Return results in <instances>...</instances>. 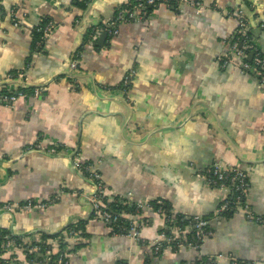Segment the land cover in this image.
Segmentation results:
<instances>
[{
    "label": "crops",
    "instance_id": "obj_1",
    "mask_svg": "<svg viewBox=\"0 0 264 264\" xmlns=\"http://www.w3.org/2000/svg\"><path fill=\"white\" fill-rule=\"evenodd\" d=\"M130 1L136 0H0V91L45 87L12 105L0 103V203L60 192L45 209L0 210V228L27 242L83 222L85 240L67 254L68 264H194L203 256L216 264H229L230 256L264 264V224L242 210L218 213L225 192L199 176L213 163L242 169L249 209L264 217V85L217 61L238 8L264 55V0H200L199 11L160 5L141 21L120 23L102 46L98 38L87 41L91 28ZM10 9H17L19 26ZM44 21L54 28L32 51L34 28ZM76 51L80 62L71 73ZM130 69L135 74L123 94ZM37 141L58 148H26ZM87 161L115 193L142 203L165 199L175 212L207 218L212 235L197 249L154 253L163 219L151 211L137 237L111 233L92 215L94 186L75 166Z\"/></svg>",
    "mask_w": 264,
    "mask_h": 264
},
{
    "label": "built area",
    "instance_id": "obj_2",
    "mask_svg": "<svg viewBox=\"0 0 264 264\" xmlns=\"http://www.w3.org/2000/svg\"><path fill=\"white\" fill-rule=\"evenodd\" d=\"M160 5H164L173 9H179L182 6L192 7L198 11L203 9V3L200 0H141L131 7H118L110 18L103 21L102 25H97L91 28V30L86 35L88 38L87 41H95L102 32H105L107 36H114L118 33L120 23L141 21L142 19L147 18L146 16L148 6L155 8ZM214 6L215 5H213V7ZM232 14H234L236 19V27L232 35H236V39L229 42L227 50L218 55L217 61L222 68L232 67L241 73H251L256 77L259 85H264V55L260 50L259 45L255 43L253 38L251 39V37H249L251 29L245 12L243 9L238 8L233 11ZM8 16L14 26H19L21 17L17 9H10L8 11ZM53 28L54 25L51 21H46L43 26H36L34 28L35 32L38 33L36 45H42L47 37H49ZM259 28L264 30V18L259 22ZM249 55L250 58H248ZM80 57L81 51H76L71 57L68 64V69L71 73L77 72ZM134 74L135 71L130 69L123 76L120 84L121 93L126 94L128 92ZM44 88L45 87L34 86L33 95L37 96ZM22 95L23 94L21 92H14L13 94L0 93V103L12 105ZM262 130L264 133V127ZM26 148L54 153L58 147L54 145L46 146L40 141H37L28 145ZM75 166L79 171L86 172L90 181H97V184L94 185V190L92 195L89 197V200L92 209L95 212V218L110 228V223L111 221H115L116 216L112 215L110 210L105 208L106 203L113 201L117 195L125 197L128 202L136 203L135 212L130 215L128 214L129 217L126 218L129 223L127 232H116L113 234H125L132 237H137L140 228L148 223V221H141V217L145 215L146 212L152 211L153 207L148 202L142 203L133 200L131 193L118 194L106 187L105 184L103 185V180L96 163L76 162ZM199 176L210 187L219 188L225 192L224 197L218 205V213L230 210L234 212L242 210L245 213L246 218L253 220L256 223L264 224V217L252 214L247 201H245L248 190V175L245 171L238 167L223 166L220 163H213L201 173H199ZM95 190L97 193H95ZM230 193H236V195H234V197L231 199ZM104 197L106 201H103ZM59 198L60 192L47 197L43 201L27 200L16 203H0V210L18 209L25 212H32L38 209H45L46 207L54 204L57 200H59ZM161 210L162 209L159 208L156 212L160 213L162 212ZM166 221H169V223L172 224V226H170V235H166L163 231H161L159 235L161 237V241L155 240L153 242L152 251L154 253H157L159 250L164 248L172 251H177L183 247H192L197 249L200 244L213 233L209 220L200 216L193 215L191 225H185L184 227L174 224L176 221L173 214H171L170 217L165 221L163 220V228L165 227ZM190 231L192 232L194 241H196V243L189 241L187 235ZM35 240L36 241L33 244L30 243V240L27 242L26 240L23 242H16L14 239L10 238L9 235H4L0 244V248L3 251V253L0 254V264H43L41 261L27 258L28 252L26 250H28L29 253H37V251L40 252V243L42 241H39L37 238ZM63 240L66 241L68 243V247H70L74 243L84 241L85 237L81 235V230H71L64 233ZM45 243L48 245V247H44V262L47 260L49 261L51 254L58 251L57 239H48L45 241ZM19 252L22 253V257H19ZM209 259H211L213 264H216L215 257L209 256ZM55 264H68L67 254H60L55 260ZM229 264L244 263H238L236 258L230 256Z\"/></svg>",
    "mask_w": 264,
    "mask_h": 264
},
{
    "label": "trees",
    "instance_id": "obj_3",
    "mask_svg": "<svg viewBox=\"0 0 264 264\" xmlns=\"http://www.w3.org/2000/svg\"><path fill=\"white\" fill-rule=\"evenodd\" d=\"M138 1H141V0L130 1L129 3L121 5V7H131L135 3H137ZM85 4H86L85 1H82L81 3H79V5H80V7L82 9L85 8V6H86ZM153 8L154 7H151V6L147 7V16L146 17H148V15L151 13ZM44 23H45V21L40 26H43ZM37 27H39V26H37ZM33 32H34V34H33V42H32V45H31V50L37 52L39 50L38 49L39 46L36 45V42H37V39H38V33L35 32V29H34ZM107 37H109V36H107ZM249 37H251V39L252 38L254 39V36H253L251 31L249 33ZM235 39H236V35H231V37L229 38V42L233 41ZM33 89H34V87H30V86L29 87H20V88H18L15 91H9V90L3 89V90L0 91V93L13 94L14 92H21L24 95V93L28 92V93L33 94ZM88 162H91V161H87V162H83V163H88ZM81 173L87 179H89L86 172L82 171ZM91 182H92L93 186L97 184L96 183L97 181H95V180L94 181L92 180ZM247 182H248V187H249V179L248 178H247ZM102 184L104 185V183H102ZM95 193H97L96 190H95ZM234 195H236V193L235 194L234 193H230V198L232 199L234 197ZM103 201H106L105 197L103 198ZM158 201H160V202H158ZM148 203L153 207L151 212H156L159 208L162 209L161 210L162 212H160V213L156 212V213L158 215H160L164 221L167 218H169L171 214H173L174 215V219L176 221L174 223L175 225H178L180 227H184L185 225H189L190 226L191 223H192L193 215H186V214H182V213L173 211V209L170 207L169 203L167 201H165V199L157 198V199H153V200L148 201ZM105 208L110 210L112 215L116 216L115 221H111V223H110L111 233H116V232L126 233L127 229L129 228V223H128V220L124 217V215L133 214L135 212V210H136V203L128 202L125 197L117 195L114 198L113 201H111L109 203H106ZM250 212L252 214H254L251 210H250ZM233 213H235V212L231 211V210L230 211L220 212L221 215H225V216H230ZM92 215L95 217V212L93 211V209H92ZM254 215H256V214H254ZM140 220L144 221V222L149 221V219H148V217H146V215H143ZM170 226H172V224L169 223V221H166L165 222V227L162 229L164 234L170 235ZM71 230H81V235L86 237L84 224L81 221L70 223L63 230H61L60 232H58V233H56L54 235H46L44 233H41V234H39V238H38L39 241H42L40 243V246H41L40 252L37 251V253H35V252L29 253V251L26 250L28 252L27 253V258L33 259V260H38V261H41L43 263H47L48 262L49 264H55V260L57 259V257L60 254L61 255H63L64 253L65 254H69L71 251H75L79 247H81V245H83L81 243H75V244H72L70 247H68V243L63 240V235H64L65 232H68V231H71ZM4 235H9L10 238L14 239V241H16V242H23L24 239H26L25 237H27V236H16V235L11 234L5 228H0V244H1L2 240H3ZM187 236H188L189 241H192L193 243H196V241H194V237H193V234H192L191 231L188 233ZM48 239H57L58 251L53 253V254H51L49 261L47 260L46 262H44L45 261L44 255H43L44 254V247L45 246L48 247V245H46L45 241L48 240ZM30 241H31L30 243L33 244V243H35L36 240L34 239V240H30ZM1 253H3V251L0 248V254ZM39 254H40V256H39ZM236 260H237L238 263H244V261H241V260H238V259H236ZM194 264H213V263L211 262V259H209V256H203V257L199 258L198 260L194 261Z\"/></svg>",
    "mask_w": 264,
    "mask_h": 264
},
{
    "label": "water",
    "instance_id": "obj_4",
    "mask_svg": "<svg viewBox=\"0 0 264 264\" xmlns=\"http://www.w3.org/2000/svg\"><path fill=\"white\" fill-rule=\"evenodd\" d=\"M107 38V34L105 32H102L99 36H98V39H97V42L95 44H98V46H102L103 45V42L105 41V39ZM250 58V55L249 57ZM125 218H128L129 215L126 214L124 215Z\"/></svg>",
    "mask_w": 264,
    "mask_h": 264
}]
</instances>
